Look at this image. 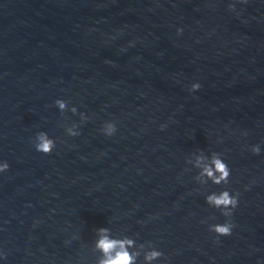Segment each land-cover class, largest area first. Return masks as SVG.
Returning <instances> with one entry per match:
<instances>
[{
	"label": "clouds",
	"instance_id": "1",
	"mask_svg": "<svg viewBox=\"0 0 264 264\" xmlns=\"http://www.w3.org/2000/svg\"><path fill=\"white\" fill-rule=\"evenodd\" d=\"M245 2V0H242ZM232 6L230 5V8ZM181 30L178 29V34ZM200 88L198 83L191 86V91H196ZM56 107L61 113L67 110V102L61 99L55 101ZM72 112L77 111L75 107L71 109ZM87 117L81 114V120H85ZM77 125L74 124L72 127L66 129V133L69 136L79 135ZM103 132L106 136H111L116 132V126L113 122H107L103 126ZM35 149L43 154H49L54 149L55 142L53 139L49 138L46 132H39L36 134L34 141ZM251 151L253 154H259L260 148L258 145L252 146ZM208 160L207 163L203 161ZM202 165V166H201ZM198 168H201L199 173L200 177H206L207 179L201 182L207 184L211 181L213 184H227L229 182L230 168L226 162L221 158L219 153L213 152L210 160L201 155L197 157ZM9 169V164L7 162L0 163V172H6ZM239 194H230L228 190L221 191L220 193H211L206 196V202L209 206L219 209L221 214L225 217L232 216V210L237 207ZM234 225L229 221L223 224L210 225L209 230L216 233L217 236H228L231 235L232 228ZM107 229H100L99 232L102 233L101 238L98 240L96 247L103 253L104 259L99 261V264H136L137 257L139 253L131 252L129 249L134 247L135 242L132 239H111L106 234ZM163 255L162 252L151 248L150 251L146 252L144 259L148 264L152 261L159 259Z\"/></svg>",
	"mask_w": 264,
	"mask_h": 264
}]
</instances>
